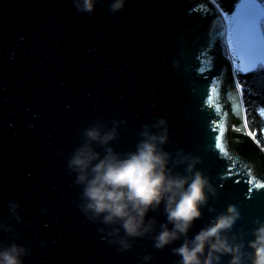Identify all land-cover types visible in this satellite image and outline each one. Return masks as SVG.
<instances>
[{
	"label": "water",
	"instance_id": "water-1",
	"mask_svg": "<svg viewBox=\"0 0 264 264\" xmlns=\"http://www.w3.org/2000/svg\"><path fill=\"white\" fill-rule=\"evenodd\" d=\"M111 2L88 15L73 0H0V219L16 198L23 209V222H12L17 242L33 252L25 264L178 259L147 239L118 253L77 206L67 158L74 137L98 118L124 121L114 146L126 151L144 124L166 117V150L201 158L197 167L219 198L190 235L228 204L241 212L234 231L264 220V189L253 187L264 182V146L248 123L224 10L216 0H126L113 14Z\"/></svg>",
	"mask_w": 264,
	"mask_h": 264
},
{
	"label": "clouds",
	"instance_id": "clouds-1",
	"mask_svg": "<svg viewBox=\"0 0 264 264\" xmlns=\"http://www.w3.org/2000/svg\"><path fill=\"white\" fill-rule=\"evenodd\" d=\"M97 3L102 0H73L80 14L92 15ZM125 3L112 0L110 12H120ZM123 123L94 119L74 137L77 146L67 158L68 174L79 188L77 206L90 222L101 225L98 230L109 245L118 253L129 252L137 240L147 239L156 250L171 247V254L178 257L174 264H264V220L253 219L251 229L234 231L241 219L235 204L215 211L211 220L190 235L203 219V210L213 211L209 201L219 194L197 167L200 157L182 148L166 150V117L144 124L136 133L134 148L118 151L114 143L121 139ZM8 208V215L0 219V233L10 234L9 240H0V264H25V258L33 254L32 246L17 242L21 236L12 223L23 222V209L16 198ZM178 241L179 246H173ZM141 259L148 264L153 256Z\"/></svg>",
	"mask_w": 264,
	"mask_h": 264
},
{
	"label": "trees",
	"instance_id": "trees-1",
	"mask_svg": "<svg viewBox=\"0 0 264 264\" xmlns=\"http://www.w3.org/2000/svg\"><path fill=\"white\" fill-rule=\"evenodd\" d=\"M240 0H216L226 15H230ZM264 4V0H259ZM244 88L248 123L252 133L264 146V68L243 72L237 69Z\"/></svg>",
	"mask_w": 264,
	"mask_h": 264
},
{
	"label": "rangeland",
	"instance_id": "rangeland-1",
	"mask_svg": "<svg viewBox=\"0 0 264 264\" xmlns=\"http://www.w3.org/2000/svg\"><path fill=\"white\" fill-rule=\"evenodd\" d=\"M261 5H264L259 1ZM250 11V13H246ZM252 14L255 19L259 21L260 28L256 31V45H255V57L257 60L264 56V7H251L246 6L245 0H240L235 10L230 14L226 15L229 26V41L232 50V56L234 58L236 70L239 69L243 72L251 71L250 69L255 68V65L249 62L247 53L241 52L235 44L232 43L234 39V22L238 17L243 20L247 15ZM242 30V29H241ZM264 67L255 68L262 69ZM241 84V83H240ZM242 85V84H241Z\"/></svg>",
	"mask_w": 264,
	"mask_h": 264
},
{
	"label": "snow or ice",
	"instance_id": "snow-or-ice-1",
	"mask_svg": "<svg viewBox=\"0 0 264 264\" xmlns=\"http://www.w3.org/2000/svg\"><path fill=\"white\" fill-rule=\"evenodd\" d=\"M246 6L251 7H264L261 5L259 0H245ZM250 13V11L246 12ZM260 28L259 21L255 19L252 14H249L243 20L241 17H238L234 22V39L233 44L243 53H247L249 62L255 65V68L264 67V56L260 57L259 60L255 57V45H256V31ZM242 29V30H241ZM255 68L250 70H255ZM264 114V111H262ZM223 135V131L221 130ZM217 148L221 152H225V149L221 147L220 139L217 138ZM255 189H264V182L255 183L253 185ZM253 187H250L249 191L253 190Z\"/></svg>",
	"mask_w": 264,
	"mask_h": 264
}]
</instances>
